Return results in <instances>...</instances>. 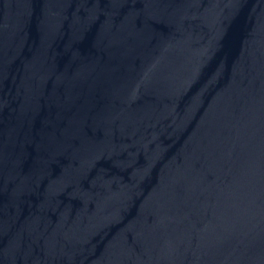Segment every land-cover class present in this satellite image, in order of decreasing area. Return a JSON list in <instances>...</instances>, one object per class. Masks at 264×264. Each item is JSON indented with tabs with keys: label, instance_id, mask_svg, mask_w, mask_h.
Returning <instances> with one entry per match:
<instances>
[{
	"label": "water",
	"instance_id": "95a60500",
	"mask_svg": "<svg viewBox=\"0 0 264 264\" xmlns=\"http://www.w3.org/2000/svg\"><path fill=\"white\" fill-rule=\"evenodd\" d=\"M0 264H264V0H0Z\"/></svg>",
	"mask_w": 264,
	"mask_h": 264
}]
</instances>
